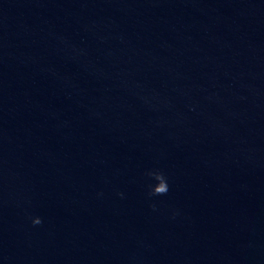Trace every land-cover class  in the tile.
I'll return each instance as SVG.
<instances>
[{
  "label": "water",
  "instance_id": "95a60500",
  "mask_svg": "<svg viewBox=\"0 0 264 264\" xmlns=\"http://www.w3.org/2000/svg\"><path fill=\"white\" fill-rule=\"evenodd\" d=\"M0 264H264V0H0Z\"/></svg>",
  "mask_w": 264,
  "mask_h": 264
},
{
  "label": "clouds",
  "instance_id": "9594fccd",
  "mask_svg": "<svg viewBox=\"0 0 264 264\" xmlns=\"http://www.w3.org/2000/svg\"><path fill=\"white\" fill-rule=\"evenodd\" d=\"M148 174H160V175H163L160 172H150ZM165 182L167 184V191L165 193H163V194H157V193H155L153 187L149 184L148 185V189H147V195H148V197L149 198H152V197L165 196V195H167L168 192H169V184H168V180H167L166 177H165ZM118 195H120L122 197V194L118 193ZM31 222H32L33 226H38V225H40L42 223V221H41V219L39 217L32 218L31 219Z\"/></svg>",
  "mask_w": 264,
  "mask_h": 264
}]
</instances>
